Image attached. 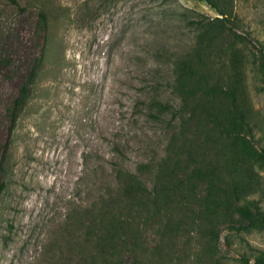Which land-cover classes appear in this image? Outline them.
<instances>
[{
    "label": "rangeland",
    "instance_id": "rangeland-1",
    "mask_svg": "<svg viewBox=\"0 0 264 264\" xmlns=\"http://www.w3.org/2000/svg\"><path fill=\"white\" fill-rule=\"evenodd\" d=\"M17 1L0 0V264H105L100 215L131 216L110 194L116 165L147 164L152 180L167 155L170 209L133 214L115 261L264 260V0H216L222 14L201 0ZM189 65L185 117L152 120L151 98L179 103L170 86Z\"/></svg>",
    "mask_w": 264,
    "mask_h": 264
},
{
    "label": "trees",
    "instance_id": "trees-1",
    "mask_svg": "<svg viewBox=\"0 0 264 264\" xmlns=\"http://www.w3.org/2000/svg\"><path fill=\"white\" fill-rule=\"evenodd\" d=\"M12 3L19 6L17 0H10ZM206 1L209 5L214 8H217L220 14L223 13V10L218 8L216 0H201ZM41 24L44 26L47 25V17L44 13H40ZM186 73L183 71L178 72L176 75L174 73V80L171 84V89L175 99L179 100L177 102L165 101L160 95L152 97L148 104V112L146 113L152 120L156 122L168 123L167 116L172 115V118H184L188 112V103L191 101V85L186 80L189 72V66ZM230 89V88H229ZM158 90V88H155ZM30 94V85L24 84L19 92V95L14 100L13 107L8 110V115L11 120L14 122L17 118L18 112L25 105ZM241 121L247 128L252 129L251 124L248 120L241 117ZM116 151L122 155L126 156L128 152L127 148L120 142V140L115 144ZM261 158L264 162V149L261 151ZM172 164V156L167 155L163 156L161 160L155 166L154 177L152 180L146 177L144 168L148 167L147 164H141L137 170H132L125 165L117 164L115 167V176L113 182L110 184L111 196L116 195L118 202L120 204L119 208L126 210L131 213L130 217H133V214H136L137 217H151L153 219L155 216L161 215L170 209L167 202L166 205L162 202V193L159 190V184L161 183V173L163 172L166 165ZM172 175V174H171ZM189 176V175H187ZM168 177V176H167ZM169 178V177H168ZM185 179L189 181L186 177ZM181 180H178V183L173 184L171 188L175 191H179L181 187L185 186L180 184ZM7 184L5 182L0 183V197L4 190L6 189ZM182 194V190H180ZM180 205H184L183 201L180 200ZM169 207V208H168ZM121 217L119 214L111 212L109 215L102 213L98 219V225L101 229V237L99 238L98 243V252L105 264H118L115 261V255L112 253V250L118 245V241H121V235H118L119 231L124 229L128 225L132 218ZM139 235L133 234V245L139 246L140 239ZM135 264L138 262L135 261ZM258 264H264L263 259L258 260Z\"/></svg>",
    "mask_w": 264,
    "mask_h": 264
}]
</instances>
